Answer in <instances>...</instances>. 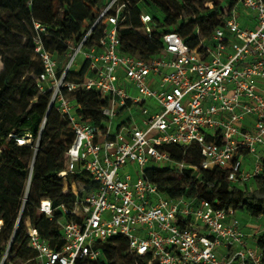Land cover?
I'll use <instances>...</instances> for the list:
<instances>
[{
  "label": "built area",
  "instance_id": "1",
  "mask_svg": "<svg viewBox=\"0 0 264 264\" xmlns=\"http://www.w3.org/2000/svg\"><path fill=\"white\" fill-rule=\"evenodd\" d=\"M120 1L110 0L82 39L70 45L62 69L44 45L46 27L34 23V54L43 68L40 91L51 92V107L74 133L66 168L58 176L85 172L98 184L82 198L73 192L78 199L72 211L59 207L64 214L58 221L61 248H53L26 222L28 247L37 253V264L97 261L102 257L99 246L119 236L127 240L131 256H149L150 264H264L261 250L249 241L261 232L247 233L233 209L166 197L145 175L153 164L179 173L228 170V180L239 186L264 176V0H240L238 6L248 16L243 18L237 6L210 40L196 48L177 33L164 34L163 49L148 59L121 50L119 32L127 6ZM140 22L142 34L151 40L153 16L143 12ZM97 27L103 35L93 40ZM79 57L84 62L74 70ZM84 66L80 82L67 80ZM78 91L99 94L103 125L79 114L74 103ZM115 120H120L116 129ZM192 145L200 148L198 166L176 162L163 150ZM250 155L254 159L248 164ZM30 181L31 176L27 190ZM54 209L51 200L39 206L50 220Z\"/></svg>",
  "mask_w": 264,
  "mask_h": 264
},
{
  "label": "trees",
  "instance_id": "2",
  "mask_svg": "<svg viewBox=\"0 0 264 264\" xmlns=\"http://www.w3.org/2000/svg\"><path fill=\"white\" fill-rule=\"evenodd\" d=\"M107 0H0V264L11 252L25 264H37V253L28 247L26 222L34 224L41 237L53 248L63 244L58 221L64 218L60 206L72 211L75 203L98 184L87 173L68 175L83 185L78 197L65 192V179L58 175L66 168V153L74 139L69 122L51 107V92H41L38 77L42 64L34 54V23L47 29L42 35L44 45L62 69L67 62L70 45L78 43L97 19ZM127 8L123 12V27L119 32L121 50L148 59L163 49L166 33L179 34L191 48L210 40L215 29L224 25L240 0H121ZM144 4L155 12L145 11ZM242 8L238 6V9ZM150 13L155 20L153 38L141 32L140 15ZM48 19V20H47ZM103 35L97 27L93 40ZM19 39H24L22 45ZM86 66L79 72H70L68 81L80 82ZM74 103L80 106L79 114L94 125L106 121L101 113L103 103L95 91H78ZM18 140H25L20 145ZM39 141V146L37 142ZM176 162L201 164L200 148L188 149L166 146ZM31 173V174H30ZM148 180L157 184L169 198L207 200L219 208L246 212L252 217H264V176L239 186L228 180V170L194 171L179 173L171 168L148 167ZM31 176V189L28 181ZM27 198L25 199L26 192ZM43 200L53 202L54 216L50 220L39 212ZM21 217V222L18 220ZM65 218L69 216L65 215ZM256 246L264 260V231L256 238ZM13 242V243H12ZM10 245V246H9ZM7 247H9L8 250ZM102 257L97 261L78 260V264H150L149 256H131L127 240L114 237L99 246ZM8 264V262H5ZM152 264H158L153 262Z\"/></svg>",
  "mask_w": 264,
  "mask_h": 264
},
{
  "label": "rangeland",
  "instance_id": "3",
  "mask_svg": "<svg viewBox=\"0 0 264 264\" xmlns=\"http://www.w3.org/2000/svg\"><path fill=\"white\" fill-rule=\"evenodd\" d=\"M110 0H107L105 5L102 7V9H104L108 4H109ZM144 9L145 11H149V12H155L156 14L157 11L155 10V8L151 5H148V4H144ZM241 15L243 18H246L248 16V13L245 9L243 8H240L239 9ZM48 20V19H47ZM21 44L23 45L25 43V40L24 39H19ZM84 62V59L82 57H79L78 59V62L77 64L74 66V70H78L81 68V65L83 64ZM3 70V61L2 59L0 58V72ZM135 96H138L137 93H135ZM149 104L150 103H153L152 101H149L148 102ZM120 120H115L114 121V129H116L117 125L119 124ZM39 146V141L37 142V146L36 148ZM253 156L250 155L247 157V162L248 164H251L253 163ZM154 165L151 164L149 166H147L145 168V170L148 168V167H153ZM76 169L78 170L79 169V166L78 164H76ZM129 173L135 178L137 176L136 172H135V168L134 167H131L130 166V169H129ZM31 174V173H30ZM65 189H66V193L71 190L72 192H77L79 193L84 187L81 183H78L75 179H65ZM31 181H30V185L29 187H31ZM243 187V186H242ZM31 189H29L30 191ZM29 193V192H28ZM236 217L238 218V220L240 221L241 225L243 228H245V230L247 231V233H252L254 231H258V232H263L264 231V217H260V218H255V217H252L251 215H249L248 213L246 212H242V211H239L236 213ZM3 227L0 229V232L2 231ZM250 241V245L251 246H255V241L253 239H249ZM13 243V242H12ZM10 246V245H9ZM9 247H7L6 250H8ZM6 258V261L5 262H8V264H25L23 263L22 261L16 259L15 257V254L12 255L11 252L8 254V256H5L3 258V260ZM4 262V264H5Z\"/></svg>",
  "mask_w": 264,
  "mask_h": 264
},
{
  "label": "bare ground",
  "instance_id": "4",
  "mask_svg": "<svg viewBox=\"0 0 264 264\" xmlns=\"http://www.w3.org/2000/svg\"><path fill=\"white\" fill-rule=\"evenodd\" d=\"M22 143H23V144H25V143H26V141H25V140H23V141H22ZM1 228H2V224L0 223V229H1Z\"/></svg>",
  "mask_w": 264,
  "mask_h": 264
},
{
  "label": "water",
  "instance_id": "5",
  "mask_svg": "<svg viewBox=\"0 0 264 264\" xmlns=\"http://www.w3.org/2000/svg\"><path fill=\"white\" fill-rule=\"evenodd\" d=\"M20 222H21V218H20L19 224H20Z\"/></svg>",
  "mask_w": 264,
  "mask_h": 264
},
{
  "label": "crops",
  "instance_id": "6",
  "mask_svg": "<svg viewBox=\"0 0 264 264\" xmlns=\"http://www.w3.org/2000/svg\"><path fill=\"white\" fill-rule=\"evenodd\" d=\"M244 230H245V228H244ZM246 231V230H245ZM247 232V231H246Z\"/></svg>",
  "mask_w": 264,
  "mask_h": 264
}]
</instances>
